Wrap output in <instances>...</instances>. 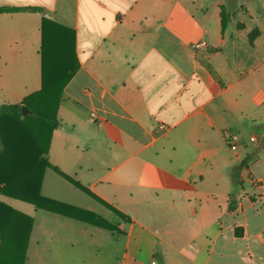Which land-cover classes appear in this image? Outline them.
Listing matches in <instances>:
<instances>
[{"label": "crops", "instance_id": "crops-1", "mask_svg": "<svg viewBox=\"0 0 264 264\" xmlns=\"http://www.w3.org/2000/svg\"><path fill=\"white\" fill-rule=\"evenodd\" d=\"M14 7L38 11L0 13V106L41 89L43 18L76 33L41 192L123 232L33 206L24 264H264V0Z\"/></svg>", "mask_w": 264, "mask_h": 264}, {"label": "trees", "instance_id": "trees-1", "mask_svg": "<svg viewBox=\"0 0 264 264\" xmlns=\"http://www.w3.org/2000/svg\"><path fill=\"white\" fill-rule=\"evenodd\" d=\"M38 11L35 8H0V13ZM223 29L227 16L223 10ZM41 44V89L27 96L20 105L0 106V195L111 232L122 230L102 216L43 196L44 173L51 168L48 155L51 136L58 126L57 113L62 92L79 69L76 33L48 18H43ZM22 104L31 115L22 117ZM54 170L75 188L103 204L121 219H130L95 196L77 180ZM33 217L0 200V264H24L33 226Z\"/></svg>", "mask_w": 264, "mask_h": 264}, {"label": "rangeland", "instance_id": "rangeland-1", "mask_svg": "<svg viewBox=\"0 0 264 264\" xmlns=\"http://www.w3.org/2000/svg\"><path fill=\"white\" fill-rule=\"evenodd\" d=\"M85 198H87V197H85ZM88 200H90V199H88ZM3 201L5 203H7L8 205H10L11 207H13L14 209H16V210H18V211H20L22 213H25L27 215H31L35 211V208L32 205L28 204V203H24V202H21V201H18V200H14V199H10V198H6V197L3 198ZM109 221L111 223H116L117 222V217H115L114 214H111Z\"/></svg>", "mask_w": 264, "mask_h": 264}, {"label": "built area", "instance_id": "built-area-1", "mask_svg": "<svg viewBox=\"0 0 264 264\" xmlns=\"http://www.w3.org/2000/svg\"><path fill=\"white\" fill-rule=\"evenodd\" d=\"M204 46H206V42H204V41L199 42L198 44H195L196 48H200V47H204ZM251 141L252 142H256L257 141V137H255V136L251 137ZM233 149H235V147H233Z\"/></svg>", "mask_w": 264, "mask_h": 264}, {"label": "water", "instance_id": "water-1", "mask_svg": "<svg viewBox=\"0 0 264 264\" xmlns=\"http://www.w3.org/2000/svg\"><path fill=\"white\" fill-rule=\"evenodd\" d=\"M22 117H26L28 115H31V112L29 111V109L27 108V106L25 104H22Z\"/></svg>", "mask_w": 264, "mask_h": 264}]
</instances>
